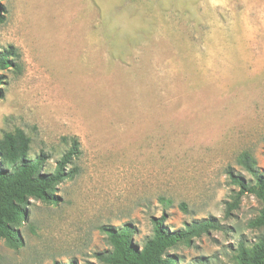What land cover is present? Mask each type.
Listing matches in <instances>:
<instances>
[{
  "label": "rangeland",
  "instance_id": "1",
  "mask_svg": "<svg viewBox=\"0 0 264 264\" xmlns=\"http://www.w3.org/2000/svg\"><path fill=\"white\" fill-rule=\"evenodd\" d=\"M9 47L0 139L23 131L48 172L70 138L80 155L57 206L29 201L24 248L0 241V264H101L102 227L129 225L141 247L162 216L221 228L170 250L176 264H235L264 235L250 195L224 217L227 172L250 179L240 156L264 174V0H0Z\"/></svg>",
  "mask_w": 264,
  "mask_h": 264
},
{
  "label": "trees",
  "instance_id": "2",
  "mask_svg": "<svg viewBox=\"0 0 264 264\" xmlns=\"http://www.w3.org/2000/svg\"><path fill=\"white\" fill-rule=\"evenodd\" d=\"M18 55L13 47L0 53V71L18 69ZM0 85L2 77L0 76ZM69 147L56 162L52 172H48L46 158H28L30 140L23 131L16 129L3 134L0 139V241L13 251L24 248L25 242L20 228L27 219L30 200L57 206V186L77 176V168H70L80 155V144L73 137ZM239 164L249 176V180L235 175L230 170L227 177L237 191L225 204L224 217L229 218L237 210L241 198L254 197L260 204L256 218L248 223L251 229H264V174L256 168L255 162L247 154H242ZM181 209H185L182 205ZM213 219L184 224L178 231H171L165 225V218L151 219V236L139 247L133 242L134 229L129 225L120 228L100 230L106 237L110 250L96 255L101 264H176V259L168 254L180 245H189L193 239L220 230ZM235 264H264V235L250 246L239 244L234 257ZM73 264V263H69Z\"/></svg>",
  "mask_w": 264,
  "mask_h": 264
}]
</instances>
